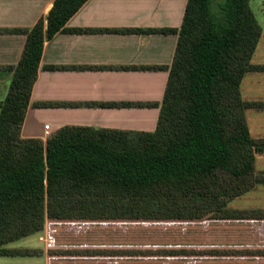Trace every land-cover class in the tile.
Returning <instances> with one entry per match:
<instances>
[{
  "label": "trees",
  "instance_id": "16d2710c",
  "mask_svg": "<svg viewBox=\"0 0 264 264\" xmlns=\"http://www.w3.org/2000/svg\"><path fill=\"white\" fill-rule=\"evenodd\" d=\"M87 1L54 0L31 29L10 31L26 39L18 63L6 68L12 76L0 101V256L38 255L4 246L43 231L46 221L264 219V210L227 208L264 183L255 170L264 138L251 137L245 117L264 102L240 94L247 73L264 72L251 63L262 31L249 0H187L178 30L121 31L178 36L169 68H121L168 70L154 132L64 127L45 142L20 137L44 43L71 32L67 21ZM102 31L119 32L72 30Z\"/></svg>",
  "mask_w": 264,
  "mask_h": 264
},
{
  "label": "crops",
  "instance_id": "0c3cea01",
  "mask_svg": "<svg viewBox=\"0 0 264 264\" xmlns=\"http://www.w3.org/2000/svg\"><path fill=\"white\" fill-rule=\"evenodd\" d=\"M53 1L0 0V101L7 95L12 76L6 68L18 63L26 39L25 35L10 31L31 29L48 14ZM186 3L187 0H88L67 21L65 28L71 32H59L44 43L20 137L45 142L64 127L154 132L168 70L137 68H169L178 36L157 31H121L178 30ZM253 5L254 10L250 8L262 34L251 63L264 66V0H254ZM78 29L119 32H72ZM50 66L60 69L47 70ZM240 94L245 102H264V72L247 73L241 82ZM35 103L69 105L36 108ZM107 103H131L132 106L99 105ZM245 117L251 137L264 138V110L249 109ZM263 156L264 153L261 154L264 159ZM49 228L46 221L43 231L23 238L34 237L26 241L30 245H18V250H37L38 255L0 256V264H65L49 255L46 240H50L48 244L53 243ZM16 243L9 244L17 246ZM8 245L4 248L16 249L7 248ZM70 262L82 264L78 260Z\"/></svg>",
  "mask_w": 264,
  "mask_h": 264
},
{
  "label": "rangeland",
  "instance_id": "374dc122",
  "mask_svg": "<svg viewBox=\"0 0 264 264\" xmlns=\"http://www.w3.org/2000/svg\"><path fill=\"white\" fill-rule=\"evenodd\" d=\"M253 3L254 0H249L252 9ZM255 170L264 171L261 155L256 156ZM227 208L264 210V183L230 201ZM48 223L49 238L53 240L52 244L46 240L49 255L65 264L76 260L82 264H264V219L208 217L181 221L65 220ZM28 239L17 241V246L9 244L7 248L18 250V245H30L26 242ZM129 251L134 253L129 255ZM172 251L174 254H170ZM177 251L186 253L177 254ZM211 251L222 253L212 255ZM77 252L82 254H75Z\"/></svg>",
  "mask_w": 264,
  "mask_h": 264
},
{
  "label": "built area",
  "instance_id": "2783aa9c",
  "mask_svg": "<svg viewBox=\"0 0 264 264\" xmlns=\"http://www.w3.org/2000/svg\"><path fill=\"white\" fill-rule=\"evenodd\" d=\"M44 129H45V130H48V126H45Z\"/></svg>",
  "mask_w": 264,
  "mask_h": 264
}]
</instances>
